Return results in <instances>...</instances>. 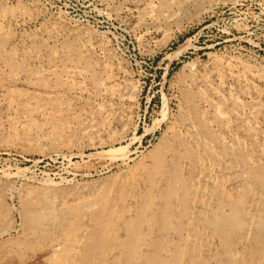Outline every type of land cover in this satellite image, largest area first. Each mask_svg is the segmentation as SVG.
Wrapping results in <instances>:
<instances>
[{"label": "rangeland", "instance_id": "374dc122", "mask_svg": "<svg viewBox=\"0 0 264 264\" xmlns=\"http://www.w3.org/2000/svg\"><path fill=\"white\" fill-rule=\"evenodd\" d=\"M0 264H264V0H0Z\"/></svg>", "mask_w": 264, "mask_h": 264}, {"label": "bare ground", "instance_id": "6f19581e", "mask_svg": "<svg viewBox=\"0 0 264 264\" xmlns=\"http://www.w3.org/2000/svg\"><path fill=\"white\" fill-rule=\"evenodd\" d=\"M114 151H115V150H114ZM116 151H117V150H116ZM112 152H113V151H112ZM108 153H109V151H108ZM108 153H107V154H108ZM113 153H114V152H113ZM103 154H105V153L100 152V153H98V154H94L93 156H94V157H101V156L103 157ZM112 155H113V154H112ZM103 159H105V158L103 157ZM99 161H100V160H99Z\"/></svg>", "mask_w": 264, "mask_h": 264}]
</instances>
